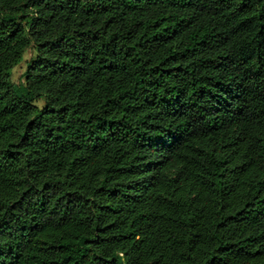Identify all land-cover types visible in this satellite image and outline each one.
Wrapping results in <instances>:
<instances>
[{
    "label": "trees",
    "instance_id": "1",
    "mask_svg": "<svg viewBox=\"0 0 264 264\" xmlns=\"http://www.w3.org/2000/svg\"><path fill=\"white\" fill-rule=\"evenodd\" d=\"M0 264H264V0H0Z\"/></svg>",
    "mask_w": 264,
    "mask_h": 264
},
{
    "label": "rangeland",
    "instance_id": "2",
    "mask_svg": "<svg viewBox=\"0 0 264 264\" xmlns=\"http://www.w3.org/2000/svg\"><path fill=\"white\" fill-rule=\"evenodd\" d=\"M36 55L35 51L33 49H29L25 52L24 56H23V61L18 64L12 72V81L15 84H19L21 81H23V74L25 73L26 69H27V65L29 63V61L34 58ZM37 106L42 109L44 107V101L40 100L37 103Z\"/></svg>",
    "mask_w": 264,
    "mask_h": 264
}]
</instances>
